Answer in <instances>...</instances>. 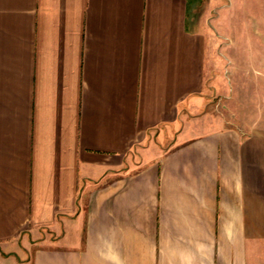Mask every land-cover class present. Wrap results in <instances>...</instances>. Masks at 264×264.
<instances>
[{"label": "crops", "instance_id": "1", "mask_svg": "<svg viewBox=\"0 0 264 264\" xmlns=\"http://www.w3.org/2000/svg\"><path fill=\"white\" fill-rule=\"evenodd\" d=\"M197 1L0 0V264H264V111L205 110L264 0Z\"/></svg>", "mask_w": 264, "mask_h": 264}, {"label": "rangeland", "instance_id": "2", "mask_svg": "<svg viewBox=\"0 0 264 264\" xmlns=\"http://www.w3.org/2000/svg\"><path fill=\"white\" fill-rule=\"evenodd\" d=\"M204 1H197L193 7V16L201 11ZM261 3L262 1H260ZM249 14L246 15V12L242 11V9L237 11L236 16L238 18L236 19L239 23V30L244 29L243 25H245V20L249 16L253 17L254 21H258L263 17L264 12L262 9L250 5ZM213 15L214 12L211 13V17ZM250 21H248L249 24H251ZM242 34L244 35V32L239 34L240 38ZM255 34L256 32L252 33L253 47L238 46L236 49L221 48L220 50V53L227 57V59L224 57L225 60H223L222 64L223 76L228 78L232 74L234 79L238 78V85L236 86L239 88L233 91V96L228 94L219 97L210 94L207 98L208 104L205 106V110H208L213 115H221L227 122L234 120L240 125L246 124L254 121L264 111V46H257V41L260 43L262 39L260 33L259 37H256ZM229 57H233L232 59L236 64H230Z\"/></svg>", "mask_w": 264, "mask_h": 264}]
</instances>
